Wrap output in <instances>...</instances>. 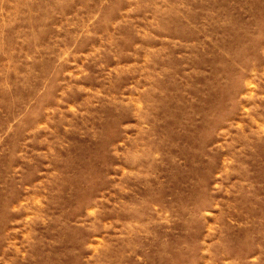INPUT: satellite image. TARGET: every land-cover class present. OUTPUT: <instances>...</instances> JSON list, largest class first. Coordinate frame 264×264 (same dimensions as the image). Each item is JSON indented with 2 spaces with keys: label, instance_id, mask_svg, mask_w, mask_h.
Listing matches in <instances>:
<instances>
[{
  "label": "rangeland",
  "instance_id": "rangeland-1",
  "mask_svg": "<svg viewBox=\"0 0 264 264\" xmlns=\"http://www.w3.org/2000/svg\"><path fill=\"white\" fill-rule=\"evenodd\" d=\"M0 264H264V0H0Z\"/></svg>",
  "mask_w": 264,
  "mask_h": 264
}]
</instances>
